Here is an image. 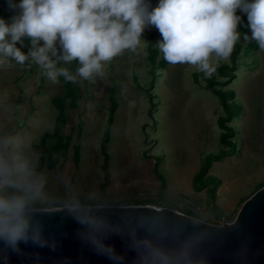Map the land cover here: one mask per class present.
Here are the masks:
<instances>
[{"label":"clouds","instance_id":"9594fccd","mask_svg":"<svg viewBox=\"0 0 264 264\" xmlns=\"http://www.w3.org/2000/svg\"><path fill=\"white\" fill-rule=\"evenodd\" d=\"M10 7L15 14L0 18V69L31 59L54 84L59 76L75 83L103 75L107 62L141 46L150 27L169 65L195 66L210 77L211 58L227 60L241 38L238 11L247 16L245 41L264 51V0H10ZM58 60L77 61L76 75L56 68ZM56 215L71 220L81 248L107 264H210L207 217L189 200L161 195L147 178L118 180L111 191L99 181L74 185L68 173L41 166L31 137L0 128V244L17 254L29 243L55 251L60 241L45 234L44 218Z\"/></svg>","mask_w":264,"mask_h":264},{"label":"rangeland","instance_id":"374dc122","mask_svg":"<svg viewBox=\"0 0 264 264\" xmlns=\"http://www.w3.org/2000/svg\"><path fill=\"white\" fill-rule=\"evenodd\" d=\"M157 3L151 0L152 6ZM14 14L10 0H0V18L9 20ZM237 14L242 19L241 38L234 46V74L225 85H214L233 88L241 104L239 113L228 122L234 130L235 151L213 161L209 172L207 169L221 180L210 187L213 190L160 189L161 195L194 201L206 222L213 224L233 220L242 200L264 184V51L257 44L246 48L252 41L244 39L245 34L250 37L247 16ZM146 35L154 38L153 64L146 57ZM160 39L154 27L146 29L141 46L107 62L103 75L91 80L77 76L75 83L66 82L63 76L52 83L31 59L23 66L10 61L11 67L0 69V128L31 137L41 154V166L50 172L68 173L74 185L99 181L111 191L118 180L122 185L142 182L146 171L140 168L145 169L146 159L154 156L160 173L157 181L180 183L184 190L186 181L191 185L184 172L191 175L205 153L221 146L215 119L224 112L216 95L205 86L206 75L195 66L157 63L162 54L155 43ZM29 47L26 39L22 51L27 53ZM232 57L211 58L216 71L210 77L223 79L217 66L230 65ZM61 67L76 75L79 64L58 60L56 68ZM145 89L152 94L151 108ZM110 94L117 103L106 129ZM147 173L152 176L151 167ZM136 191L129 189L132 194Z\"/></svg>","mask_w":264,"mask_h":264},{"label":"water","instance_id":"95a60500","mask_svg":"<svg viewBox=\"0 0 264 264\" xmlns=\"http://www.w3.org/2000/svg\"><path fill=\"white\" fill-rule=\"evenodd\" d=\"M46 235L55 236L60 246L52 251L32 244H21L17 254L0 244V264H60L69 258L73 264H107L103 258L82 249L76 239V225L59 215L45 217ZM209 239L204 245L210 264H264V184L246 196L229 222H206ZM121 248V241H113ZM39 256V260H37Z\"/></svg>","mask_w":264,"mask_h":264},{"label":"trees","instance_id":"16d2710c","mask_svg":"<svg viewBox=\"0 0 264 264\" xmlns=\"http://www.w3.org/2000/svg\"><path fill=\"white\" fill-rule=\"evenodd\" d=\"M146 39H147V55L146 57L148 58V60L150 61L151 64H153L156 60H155V54H156V49L152 46L153 45V37L151 35H146ZM256 42L255 41H250L247 45L246 48L251 49L255 46ZM236 46V45H235ZM235 47L233 49V52L231 55H233L232 57V61L230 65L227 64H220L217 66V70L218 73L220 75H224L225 77L223 79H215L213 77H207L205 76V86L210 89L218 98V102L220 104V106L223 109L224 115H218L217 116V124L218 126L221 128V131L219 133V141L221 143V147L218 148L216 151H210L205 153L202 156L200 165L197 169V171H195L192 174L191 177V183L194 189L196 190H200L202 188H205L209 191L213 190L210 187L219 183L221 180L218 176L211 174V173H207V169L208 167L211 165L212 161L214 160H218L226 155H230L232 153H234L235 151V146H234V141L231 139V136L233 135V128L231 125L228 124L229 120L233 118V115H237L240 111V107L241 104L238 103L236 101L235 98V91L234 89H230V88H221V87H215V84L218 85H225L226 83H228L231 79V77L233 76L234 72L232 70L233 68V63H234V57H235ZM164 62H166L163 57L161 56V58L159 60H157V63H159L160 65L163 64ZM230 71H229V70ZM192 76L194 78V80L197 79L196 77V71L193 70L192 71ZM151 82H152V78H151ZM145 93L147 94V97L149 99V106L150 108L153 105L152 102V94L150 92H148V90L145 89ZM116 99L110 94L109 95V103H108V111H107V116L105 117L106 120V129L108 126V123L110 121V118L112 117V111L116 106ZM75 158H77V153L74 154ZM156 161L157 159L155 158L153 164H152V170L154 172V174H156L158 177H160V173L157 170V165H156ZM164 179L160 178V189L164 188L165 185V181H163ZM262 184H260L259 186H261ZM258 186V187H259ZM210 199L212 200L211 204L213 205V194L210 193Z\"/></svg>","mask_w":264,"mask_h":264},{"label":"crops","instance_id":"0c3cea01","mask_svg":"<svg viewBox=\"0 0 264 264\" xmlns=\"http://www.w3.org/2000/svg\"><path fill=\"white\" fill-rule=\"evenodd\" d=\"M210 90V89H209ZM211 91V90H210ZM212 92V91H211ZM210 92V93H211ZM213 93V92H212ZM211 93V94H212ZM212 95H214V93L212 94ZM194 96L196 97V93L194 94ZM215 96V95H214ZM215 97H217V96H215ZM216 100L218 101V98H216ZM217 118V117H216ZM218 119V118H217ZM217 119H215V121H216V124H217ZM217 126H218V124H217ZM220 131H221V128L218 126L217 127V135H218V140H219V133H220ZM214 140H215V143H214V146H213V148H216L217 146H218V144H217V140H216V138L214 137ZM220 142V141H219ZM222 146V145H221ZM220 146V147H221ZM220 147H218V148H220ZM217 148V149H218ZM217 149H215V150H213V151H216ZM210 152V151H209ZM227 156V155H226ZM154 156H149L148 157V159H146V161L147 162H145L146 163V168L144 169V171H146V173H147V171L150 169V167H151V169H152V164H153V162H154ZM215 161V160H214ZM182 162V161H181ZM197 162V161H196ZM213 162V161H212ZM156 165H157V161H156ZM198 165V167H199V165H200V162L197 164ZM211 166V165H210ZM209 166V167H210ZM158 167V166H157ZM198 167L197 168H192L193 170H192V172H191V175H190V173H188V174H186V171L184 172V175H185V177H186V180H187V177H190V180H191V177H192V174L195 172V171H197V169H198ZM209 167H208V172H209ZM159 171V170H158ZM152 176L150 175V174H148L147 173V176H144L145 177V179L147 178V179H150L154 184H156V185H160V182L159 181H157L158 179H157V177H156V174H154V172H153V170H152ZM192 181V180H191ZM191 181H190V186L185 182L184 183V190H183V188H181V184L179 183H172V182H166L165 181V185H164V189L163 190H165V191H169L170 189H172V188H174V189H177V190H180V191H183V192H188V191H195V189L193 188V186H192V183H191Z\"/></svg>","mask_w":264,"mask_h":264},{"label":"built area","instance_id":"2783aa9c","mask_svg":"<svg viewBox=\"0 0 264 264\" xmlns=\"http://www.w3.org/2000/svg\"><path fill=\"white\" fill-rule=\"evenodd\" d=\"M190 202H191V205H193V207H195V208L198 207V205L194 201L190 200Z\"/></svg>","mask_w":264,"mask_h":264}]
</instances>
